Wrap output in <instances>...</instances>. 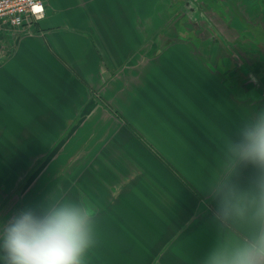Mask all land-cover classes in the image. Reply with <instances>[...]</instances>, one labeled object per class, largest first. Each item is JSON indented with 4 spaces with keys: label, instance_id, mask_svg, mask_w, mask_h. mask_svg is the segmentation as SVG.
Returning <instances> with one entry per match:
<instances>
[{
    "label": "crops",
    "instance_id": "crops-1",
    "mask_svg": "<svg viewBox=\"0 0 264 264\" xmlns=\"http://www.w3.org/2000/svg\"><path fill=\"white\" fill-rule=\"evenodd\" d=\"M177 2L47 0L35 25L0 29V199L26 187L0 245L23 211L80 202L94 217L81 264H236L249 245L264 264V162L245 155L264 120V0L240 14L223 0L229 26L214 23L249 57L234 68L214 35L160 28Z\"/></svg>",
    "mask_w": 264,
    "mask_h": 264
},
{
    "label": "clouds",
    "instance_id": "clouds-1",
    "mask_svg": "<svg viewBox=\"0 0 264 264\" xmlns=\"http://www.w3.org/2000/svg\"><path fill=\"white\" fill-rule=\"evenodd\" d=\"M245 155L264 162V120L245 133ZM94 217L80 202H62L37 214L23 211L7 228L0 247L9 264H81L93 241ZM264 255V248L260 249ZM236 264H256L253 246L235 253Z\"/></svg>",
    "mask_w": 264,
    "mask_h": 264
},
{
    "label": "rangeland",
    "instance_id": "rangeland-1",
    "mask_svg": "<svg viewBox=\"0 0 264 264\" xmlns=\"http://www.w3.org/2000/svg\"><path fill=\"white\" fill-rule=\"evenodd\" d=\"M197 1L198 0H178V2L175 4L174 7L171 6L169 8L173 14H176V16L180 17L179 20L177 22L175 21L176 23H173L174 20L172 22L168 21V24H166L165 26H161L160 28L165 29V30L172 29L173 31L178 30L180 33H184L186 36L189 35V37L193 38V40L197 39L199 34L206 36L205 40L209 39L210 35H214L215 36L214 39L216 40L217 43L224 45L225 49L228 48L229 52L226 49V50H223L221 53H225V55L223 56H229V59L232 62L231 68L235 67L233 63L235 61L240 62L239 60L241 61L243 60L244 62V59H245L247 62V59H249V57L246 59L245 54H243L242 56L241 54H238L237 56V54L231 47L232 45L234 47L237 45L236 44L237 41L235 40L234 36L232 37L229 32L231 31L233 33L232 35H235L236 34L235 28H230V30L228 31L225 30L224 33L228 34L226 35L222 33V30L218 28L217 25L214 23V21H218L219 19L223 20L224 16L222 17L220 13V7L225 5L223 3V0H199V2ZM162 9L164 8H161L160 10H158V13L159 12L161 13ZM230 11L236 14V12H234L233 10H230ZM164 12H166L165 9H164ZM226 18L229 19L228 16ZM228 19L224 18V20L222 21L223 22L222 24L225 25V22H226V24L229 26ZM171 23H172L171 27H168L169 24ZM213 25L214 26L216 25L217 28L212 29ZM154 26L150 28L148 27V30H154L153 29ZM158 29H159V25H158ZM218 32L220 33V35L218 34ZM27 146L28 145H18V154L21 155L22 153H25L26 151L25 148ZM58 146L59 145H55L54 148L49 151H47L45 148H43V150L41 149V150L36 151L34 154V157L28 159V161H32L33 159L37 158L32 168H30L29 172H32V170L33 172H37L41 168V166L44 164V162L45 163L48 162L50 158L54 156L55 152L59 149ZM40 148L41 147L37 149H40ZM43 153L45 154L42 156L41 154ZM1 162L2 163L0 165V171L4 172L5 168L11 165V162L8 159H3ZM28 174L24 177L25 179L28 176ZM14 183L15 182H8L7 185L4 186L3 190L5 191H3L2 199H0L1 201L0 202V223L3 226V228H5V225L8 223V219H9L8 216L10 215L11 207H16L18 209L19 207L24 208L23 207L24 199L22 202V198L26 197V194H23V191H22L24 187L23 186L24 180L18 182V184L17 183L14 184ZM24 188L26 189V187Z\"/></svg>",
    "mask_w": 264,
    "mask_h": 264
},
{
    "label": "built area",
    "instance_id": "built-area-1",
    "mask_svg": "<svg viewBox=\"0 0 264 264\" xmlns=\"http://www.w3.org/2000/svg\"><path fill=\"white\" fill-rule=\"evenodd\" d=\"M47 14V0H0V29L20 30Z\"/></svg>",
    "mask_w": 264,
    "mask_h": 264
},
{
    "label": "trees",
    "instance_id": "trees-1",
    "mask_svg": "<svg viewBox=\"0 0 264 264\" xmlns=\"http://www.w3.org/2000/svg\"><path fill=\"white\" fill-rule=\"evenodd\" d=\"M226 1H227L228 4H229V5L227 6L229 9L233 10L234 12H236V14H240V13H239V10H238V8H237V3H236L237 0H226ZM205 4H206V3H205ZM224 6H225V5H224ZM197 41H198V42H197ZM200 42H201V38H198V37H197V39L194 40L195 45H199V44H201Z\"/></svg>",
    "mask_w": 264,
    "mask_h": 264
}]
</instances>
